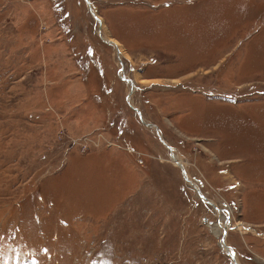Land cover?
Returning <instances> with one entry per match:
<instances>
[{
  "label": "rangeland",
  "instance_id": "rangeland-1",
  "mask_svg": "<svg viewBox=\"0 0 264 264\" xmlns=\"http://www.w3.org/2000/svg\"><path fill=\"white\" fill-rule=\"evenodd\" d=\"M0 264H264V0H0Z\"/></svg>",
  "mask_w": 264,
  "mask_h": 264
},
{
  "label": "bare ground",
  "instance_id": "bare-ground-1",
  "mask_svg": "<svg viewBox=\"0 0 264 264\" xmlns=\"http://www.w3.org/2000/svg\"><path fill=\"white\" fill-rule=\"evenodd\" d=\"M91 10H92V7H91ZM94 10H92V12H93ZM98 15H97V13H96V17H97ZM99 20V19H98ZM100 23H101V25H102V19H101V17H100ZM102 28V27H101ZM106 38V37H105ZM108 39V38H107ZM109 40V39H108ZM113 40H115V39H113ZM113 40H109V41H111V43H114V45H117V43L116 42H114ZM116 41V40H115ZM120 49H121V46H118ZM118 49V48H117ZM119 50V49H118ZM123 50V49H122ZM121 50V52H123ZM120 51V50H119ZM120 52V53H121ZM124 55V54H123ZM125 56H127V54H126V52H125ZM126 78V77H125ZM129 81V80H128ZM130 82V81H129ZM173 159H174V164L176 163L178 166H183V162L180 160V159H178V158H176V156L174 155L173 156ZM223 217H220V222H221V219H222ZM220 222H219V224H220ZM220 227H221V225L220 226H218L217 224H216V226L214 227V230H215V232L217 233V231H219L220 230Z\"/></svg>",
  "mask_w": 264,
  "mask_h": 264
},
{
  "label": "water",
  "instance_id": "water-1",
  "mask_svg": "<svg viewBox=\"0 0 264 264\" xmlns=\"http://www.w3.org/2000/svg\"><path fill=\"white\" fill-rule=\"evenodd\" d=\"M87 2H88V0H87ZM104 41L111 44V41H109V40H104ZM171 156L173 157L172 153H171Z\"/></svg>",
  "mask_w": 264,
  "mask_h": 264
}]
</instances>
